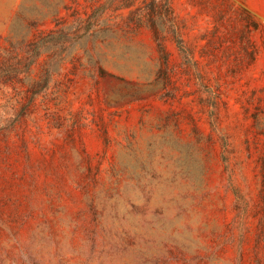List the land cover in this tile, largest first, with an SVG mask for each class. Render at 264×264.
Wrapping results in <instances>:
<instances>
[{
    "label": "rangeland",
    "instance_id": "1",
    "mask_svg": "<svg viewBox=\"0 0 264 264\" xmlns=\"http://www.w3.org/2000/svg\"><path fill=\"white\" fill-rule=\"evenodd\" d=\"M0 264H264V0H0Z\"/></svg>",
    "mask_w": 264,
    "mask_h": 264
},
{
    "label": "trees",
    "instance_id": "2",
    "mask_svg": "<svg viewBox=\"0 0 264 264\" xmlns=\"http://www.w3.org/2000/svg\"><path fill=\"white\" fill-rule=\"evenodd\" d=\"M156 35L157 38L160 40V50L162 52H166V48L164 45V42L162 40V38L160 37V33L156 31ZM43 38H40V40H38L36 43V47H34L33 49H31L30 51H28V57H27V68L29 69L32 65V63H34L36 61V59L39 57V55L42 53L44 47L46 46V43L43 41ZM178 40L180 42V44H182V40L180 37H178Z\"/></svg>",
    "mask_w": 264,
    "mask_h": 264
}]
</instances>
